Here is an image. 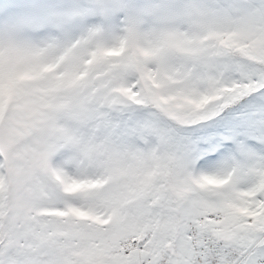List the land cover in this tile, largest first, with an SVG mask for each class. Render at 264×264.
I'll use <instances>...</instances> for the list:
<instances>
[{
    "label": "snow or ice",
    "instance_id": "obj_1",
    "mask_svg": "<svg viewBox=\"0 0 264 264\" xmlns=\"http://www.w3.org/2000/svg\"><path fill=\"white\" fill-rule=\"evenodd\" d=\"M0 264H264V0H0Z\"/></svg>",
    "mask_w": 264,
    "mask_h": 264
}]
</instances>
